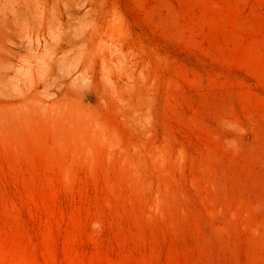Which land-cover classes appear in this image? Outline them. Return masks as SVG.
Returning <instances> with one entry per match:
<instances>
[{
  "label": "rangeland",
  "instance_id": "374dc122",
  "mask_svg": "<svg viewBox=\"0 0 264 264\" xmlns=\"http://www.w3.org/2000/svg\"><path fill=\"white\" fill-rule=\"evenodd\" d=\"M0 19V264H264V0Z\"/></svg>",
  "mask_w": 264,
  "mask_h": 264
},
{
  "label": "bare ground",
  "instance_id": "6f19581e",
  "mask_svg": "<svg viewBox=\"0 0 264 264\" xmlns=\"http://www.w3.org/2000/svg\"><path fill=\"white\" fill-rule=\"evenodd\" d=\"M18 6V5H17ZM3 8H4V6H3ZM17 8V7H16ZM5 10V9H4ZM3 13V12H2ZM17 13V12H16ZM3 16V15H2ZM7 19V18H6ZM1 20V19H0ZM3 21V20H2ZM28 21V20H27ZM1 22V21H0ZM4 22V21H3ZM24 22H26V21H24ZM0 25H1V23H0ZM3 25V24H2ZM1 28V27H0ZM23 31V30H22ZM27 55H28V53H27ZM27 55H26V51H25V55L24 56H26L27 57ZM23 56V55H22ZM30 56V55H29ZM32 58V57H31ZM33 59V58H32ZM25 62V61H24ZM49 66V65H48ZM27 67V66H26ZM1 79V78H0ZM72 108V107H71ZM3 109V108H2ZM60 109V108H59ZM42 110H44V107L42 108ZM54 110V109H53ZM28 111V110H27ZM29 112V111H28ZM66 113V112H65ZM72 115V114H71ZM13 116H14V114H13ZM12 116V117H13ZM54 117V116H53ZM68 118V117H67ZM73 119V118H72ZM71 119V120H72ZM56 120V119H55ZM58 120V119H57ZM57 123V122H56ZM61 124V123H60Z\"/></svg>",
  "mask_w": 264,
  "mask_h": 264
}]
</instances>
